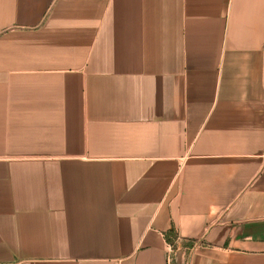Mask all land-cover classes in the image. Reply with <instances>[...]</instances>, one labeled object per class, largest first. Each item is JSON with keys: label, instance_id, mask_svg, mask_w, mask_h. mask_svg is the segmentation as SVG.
Segmentation results:
<instances>
[{"label": "crops", "instance_id": "obj_1", "mask_svg": "<svg viewBox=\"0 0 264 264\" xmlns=\"http://www.w3.org/2000/svg\"><path fill=\"white\" fill-rule=\"evenodd\" d=\"M0 264H264V0H0Z\"/></svg>", "mask_w": 264, "mask_h": 264}, {"label": "trees", "instance_id": "obj_2", "mask_svg": "<svg viewBox=\"0 0 264 264\" xmlns=\"http://www.w3.org/2000/svg\"><path fill=\"white\" fill-rule=\"evenodd\" d=\"M170 236H171V237H170ZM172 237H176V232H175L174 229H172L170 235H168V237H167L168 241H169L171 244L173 243V239H172ZM173 246H174V244H173Z\"/></svg>", "mask_w": 264, "mask_h": 264}]
</instances>
